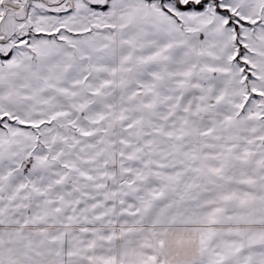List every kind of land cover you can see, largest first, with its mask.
<instances>
[{
    "label": "snow or ice",
    "instance_id": "snow-or-ice-1",
    "mask_svg": "<svg viewBox=\"0 0 264 264\" xmlns=\"http://www.w3.org/2000/svg\"><path fill=\"white\" fill-rule=\"evenodd\" d=\"M0 264H264V0H0Z\"/></svg>",
    "mask_w": 264,
    "mask_h": 264
}]
</instances>
